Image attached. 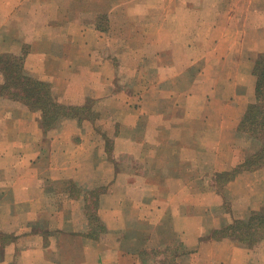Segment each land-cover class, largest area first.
I'll return each mask as SVG.
<instances>
[{"label":"crops","instance_id":"0c3cea01","mask_svg":"<svg viewBox=\"0 0 264 264\" xmlns=\"http://www.w3.org/2000/svg\"><path fill=\"white\" fill-rule=\"evenodd\" d=\"M25 1L0 0V29L18 32L0 56L29 46L25 72L60 104L92 110L44 133L39 113L0 95V126L13 127L0 137V264H148L143 254L166 249L177 264H229L244 250L212 239L232 219L206 181L263 146L239 127L256 96L264 0H184L178 24L175 0H114L94 14L127 11L113 36L85 24L29 39ZM228 188L238 209H264V167Z\"/></svg>","mask_w":264,"mask_h":264},{"label":"rangeland","instance_id":"374dc122","mask_svg":"<svg viewBox=\"0 0 264 264\" xmlns=\"http://www.w3.org/2000/svg\"><path fill=\"white\" fill-rule=\"evenodd\" d=\"M112 2H114V0H27L25 1V5H26L28 17H25L24 19L21 20V22L24 21V24H25L23 26L24 31L21 33V36H23L25 32V36L27 39L34 37L35 34H37V37L42 36L44 38V36H54L55 35L54 31L48 30V28H51L53 26L54 27L56 26L64 27V26H69V25H78L79 27H83L85 24L94 25L95 27L100 28L101 30H104L108 34L110 33V35L113 36L114 34H116L117 32L116 29L119 26L121 25L127 26L130 23V18L125 13L127 11H122V14H120L119 17H114V16L109 17V15L107 16V14L99 15V16L94 15L98 10H102V11L104 10V12L108 13L109 5L112 4ZM149 3H150V6L154 5L155 7H158V6L162 7V0H151ZM166 3L168 6L170 5L168 0H166ZM171 3L172 5H171V8L168 9L169 10L168 12H170L173 15L176 24H178V21H179L178 11L181 9L186 10L185 9L186 3L184 2V0H182V2L181 0H175V1H172ZM174 4L176 5L173 7ZM254 7L256 8H251L250 10L251 17H257L256 14L258 13L260 9H262V2H259V1L256 2V6ZM140 8L141 10H136V12H144L143 10L144 6H140ZM38 11H40V13H38ZM30 12L32 13L37 12L36 16H32V17L29 16ZM1 18L2 17L0 15V20ZM136 18L139 19L141 18V16H137ZM157 19H158V13L152 15L151 22L156 21ZM115 24L117 25L116 27H114ZM3 30L4 29H0V34L4 33V35H0V39L1 38L9 39V37L10 39H12L13 36L18 35V32L16 30L11 31V33L7 31L5 32ZM177 35L178 34H176V36ZM36 47L38 50L43 49V46H40V45ZM29 51H30V47L25 45L19 55H23V53H26V55H28ZM77 52H79V50H76L77 56L80 55L79 53H82V52H79V53ZM5 55L19 56L18 54H14L11 52ZM107 55H110V54L108 53ZM125 57L128 58V56L126 55ZM259 59L260 57H258V60ZM0 74L2 76L1 72ZM128 75H131V74L129 73ZM126 83L127 82L125 80H120L118 87L123 90L125 89ZM49 86L51 87L50 84ZM124 96H125V93H124ZM90 110H92V105L88 104L87 112L84 114L86 117L91 116ZM40 120H41V117H39V123H40ZM73 120H77V119H73ZM11 127L12 126L10 124L1 125L0 126V137L10 135V133L12 132ZM41 129L42 131H44L42 127ZM48 132L50 131H44V133H48ZM251 140H254V139H251ZM3 148H5V146L0 145V149H3ZM206 182L209 186L211 185L213 187L216 194L222 199L223 210L226 212L228 216H231V219H232V222L230 223V225L234 224L235 222H239V223L247 222L249 219L252 218L253 214H264V209L249 210V211L240 210L242 208L240 207V197H242L240 190L239 189H233V190L229 189L228 184L230 183L223 184L222 183L223 181L219 182L216 178V175L210 178H207ZM205 188H208V187L205 186ZM238 207L240 209H238ZM226 239H230V238H226ZM215 241H221V240H215ZM231 241L240 250H244V251L241 252L240 254L234 255L233 258H230L228 261L229 264H264V239H261V240L257 239V241L254 242L255 244L253 245L252 248L240 245L238 240L231 239ZM188 250H190L189 245H188ZM165 251L166 252H164L163 254L160 252H155L153 253L152 257L150 255L147 256L143 254V258L145 261L148 260V264H177L176 258H177V254L179 253L178 250L175 251L172 249L171 250L166 249ZM216 258L217 259L213 258L214 260H211L210 258H204V260L202 261V264H217V263L219 264L220 259H218V257Z\"/></svg>","mask_w":264,"mask_h":264},{"label":"trees","instance_id":"16d2710c","mask_svg":"<svg viewBox=\"0 0 264 264\" xmlns=\"http://www.w3.org/2000/svg\"><path fill=\"white\" fill-rule=\"evenodd\" d=\"M26 53L19 56L2 55L0 72L2 85L0 95L3 98L19 102L30 111L40 114V125L44 131L58 128L65 120H83L86 107H69L60 104L54 97L49 84L29 76L24 70ZM264 56L257 60L254 75L257 78L255 100L248 107L246 116L239 127L240 133L258 143H263L260 152L240 164L233 170L216 175L223 184L233 182L244 172L264 167ZM84 115V117H83ZM230 238L238 240L240 245L252 248L257 239H264V214H253L247 222L234 224L215 231L214 240Z\"/></svg>","mask_w":264,"mask_h":264}]
</instances>
